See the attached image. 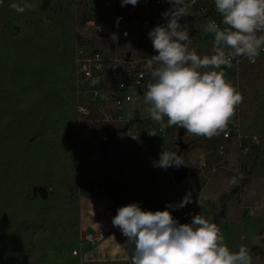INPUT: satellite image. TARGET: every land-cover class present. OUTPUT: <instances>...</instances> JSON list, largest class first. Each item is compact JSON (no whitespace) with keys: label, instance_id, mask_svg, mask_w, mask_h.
<instances>
[{"label":"rangeland","instance_id":"obj_1","mask_svg":"<svg viewBox=\"0 0 264 264\" xmlns=\"http://www.w3.org/2000/svg\"><path fill=\"white\" fill-rule=\"evenodd\" d=\"M12 3L33 8L17 13L10 8ZM190 11L180 21L189 33V49L200 56L211 55L213 34L203 32L210 19L199 9ZM140 14L142 24L133 32L138 46L127 51L132 58L150 52L141 42L154 28L152 16L147 10ZM71 21L70 0H2L0 4V264H86L69 255L79 249L84 230L80 201L108 195L110 182L127 204L138 203L143 210L169 207L180 223L191 210L202 215L218 225L230 250L244 245L252 264H264V211L256 208L264 201L261 162L252 165L249 158L242 159L243 171H249L240 182L232 143H227L228 154L222 161L218 148L225 143L219 135L208 139L176 126L161 130L144 103L151 78L139 106L130 114L131 128L122 124L108 131L110 142L102 160L92 162L75 147ZM165 23V19L160 22ZM223 71L243 97L227 127L263 135L264 54L254 64L238 57ZM150 129L155 135L145 137ZM131 132L136 133L134 141L129 138ZM163 150L182 158L180 168L186 177L181 183L175 180V166H154ZM211 180L214 191H204L207 201L204 207L198 206ZM186 195L191 203L170 207ZM252 210L254 217L245 215Z\"/></svg>","mask_w":264,"mask_h":264},{"label":"clouds","instance_id":"obj_2","mask_svg":"<svg viewBox=\"0 0 264 264\" xmlns=\"http://www.w3.org/2000/svg\"><path fill=\"white\" fill-rule=\"evenodd\" d=\"M120 2L121 7L136 6L140 0ZM168 3L172 7L161 14L166 23L148 33L157 54L145 65L151 77L144 93L146 111L161 130L176 126L210 139L225 130L243 100L226 80L223 67L230 68L241 56L255 63L264 48V0H214L221 23L209 20L203 25V32L214 37L212 54L204 56L189 49V33L180 23L192 14L196 0ZM10 8L23 13L33 5L12 3ZM111 38L118 37L112 33ZM153 163L164 169L184 165L177 153L166 150ZM191 202L186 195L170 207L183 208ZM112 224L132 247L131 264H252L246 246L230 250L218 225L200 214H192L190 223H180L169 207L151 211L129 203L117 209Z\"/></svg>","mask_w":264,"mask_h":264},{"label":"built area","instance_id":"obj_3","mask_svg":"<svg viewBox=\"0 0 264 264\" xmlns=\"http://www.w3.org/2000/svg\"><path fill=\"white\" fill-rule=\"evenodd\" d=\"M70 3V82L74 101L75 147L87 154L90 161L98 162L102 160L104 149L110 142L108 131L122 124L131 128L130 114L139 106L143 88L151 78L145 65L157 53L150 38L141 42V46L150 48L146 56L132 58L127 52L131 47L138 46L139 39L133 37V32L136 33L142 24L140 11L147 10L151 13L155 27L164 20L161 14L172 5L168 0H140L136 6L129 4L124 7H121L120 0H70ZM192 8L199 9L210 20L221 23L214 0H196ZM112 33L117 35L116 40L111 38ZM260 53L264 54V48ZM234 63L235 59L232 64ZM248 63L254 64L249 60ZM149 133L154 134V131L148 130L145 137L153 136ZM218 135L225 143V146L218 148V156L222 161H225L228 154L229 143L235 148L238 160L235 172L237 180L243 182L247 177L245 173L249 171H243L242 159L249 158L252 165L253 162L260 161L264 172V134L246 135L238 127H226ZM129 138L134 141L136 133H129ZM201 167H206L204 160L201 161ZM211 171L215 172V169ZM256 208L264 211V201ZM192 214L194 212L191 210L183 215L184 223L191 222ZM245 215L252 218L256 213L252 210L245 212ZM105 237L104 231L84 232L80 235L79 249L72 250L69 255L82 257L86 247L99 245ZM131 252L132 247L125 259L128 263H131Z\"/></svg>","mask_w":264,"mask_h":264},{"label":"crops","instance_id":"obj_4","mask_svg":"<svg viewBox=\"0 0 264 264\" xmlns=\"http://www.w3.org/2000/svg\"><path fill=\"white\" fill-rule=\"evenodd\" d=\"M214 180H211L203 189L200 198L198 199V206L204 207V202L210 190L214 191L212 185ZM205 191V196H204ZM82 211V221L84 224V232L104 231L106 237L99 245L90 247L86 252L83 250L81 261L86 264H115L126 262L125 259L131 249L128 245L127 238L121 233L119 228L114 227L112 218L116 215L114 201L109 194H101L91 199H84L80 201ZM189 213V212H187ZM186 213V214H187ZM181 223H184L182 220ZM80 239V238H79Z\"/></svg>","mask_w":264,"mask_h":264},{"label":"water","instance_id":"obj_5","mask_svg":"<svg viewBox=\"0 0 264 264\" xmlns=\"http://www.w3.org/2000/svg\"><path fill=\"white\" fill-rule=\"evenodd\" d=\"M175 180L177 183H181L184 178L186 177V172L184 170H182V168L180 167H175ZM108 194L110 196V198L114 201L115 203V209L117 211V209L119 207L125 206L127 205V200L122 197L121 195H119L115 190H114V184L112 182H110V187L108 190ZM43 198H45V195H42Z\"/></svg>","mask_w":264,"mask_h":264}]
</instances>
